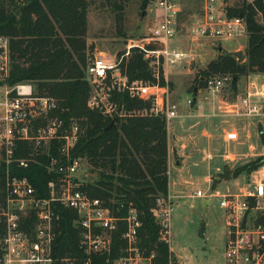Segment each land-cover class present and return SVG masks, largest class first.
I'll return each mask as SVG.
<instances>
[{
	"label": "built area",
	"instance_id": "built-area-1",
	"mask_svg": "<svg viewBox=\"0 0 264 264\" xmlns=\"http://www.w3.org/2000/svg\"><path fill=\"white\" fill-rule=\"evenodd\" d=\"M158 22L150 30V39L140 45L128 46L120 57L98 55L85 68V79L89 85L87 106L98 110L107 117L121 116L114 100L116 93H127L131 98L150 100L152 112L164 115L166 122L178 116L175 104L169 102L167 86L130 81L122 72L120 63L128 56L131 48H138L144 59L150 60L154 77L158 81V69L162 60L174 64V60L187 57L182 52L168 50L165 41L177 36V22L181 13L178 0H156ZM224 0H202L195 22L190 26L192 36L206 39L229 41L247 35L244 19L229 17ZM153 42V43H151ZM160 43V49L147 48ZM164 43V46H163ZM171 56L173 59H171ZM9 40L0 35V74L7 78L9 71ZM231 82L228 75L209 78L203 89L196 93L211 94L214 99L204 97L207 103L218 99L221 90ZM240 115L264 117V84L250 81L238 101ZM206 103L196 98L186 101L187 107L202 109ZM56 109L53 99L38 97L29 83H19L12 87L5 85L0 100V166L2 186L0 188V264H75L76 256L57 257L54 246L61 232L60 208L74 213V226L80 232L78 252L82 264H95L94 258L111 254L112 233L119 230L123 247L120 256L114 260L106 258L110 264H157L154 252L146 253L139 247V231L142 223L133 202L118 204L116 210H124L122 217L115 216L110 205L99 198H92L82 190L85 180L81 159H72L73 149L78 142L79 127L65 125L58 119L49 117ZM42 119L39 126L30 122ZM228 140H235L236 134H227ZM57 156H51L54 142ZM18 143H28L32 151L25 157H16ZM44 153L50 158L48 173L56 177L47 183V196H41L26 177H19L20 170L27 169L35 156ZM264 157V151H263ZM264 159L262 165L245 176L244 184L234 193H221L210 187V193L198 190L195 196L209 204L218 200L225 221L224 259L226 264H264ZM263 169L259 174L258 171ZM172 199L156 200L154 214L159 226L158 240L168 246L169 257L166 264H180L173 255L171 242Z\"/></svg>",
	"mask_w": 264,
	"mask_h": 264
},
{
	"label": "trees",
	"instance_id": "trees-1",
	"mask_svg": "<svg viewBox=\"0 0 264 264\" xmlns=\"http://www.w3.org/2000/svg\"><path fill=\"white\" fill-rule=\"evenodd\" d=\"M116 15L122 29L123 10L126 0H103ZM227 1V0H224ZM148 0H143L146 6ZM89 0H0V35L9 40V71L4 83L12 87L19 83L33 86L35 95L54 100L56 109L49 117L62 120L65 125L79 127L78 142L73 153L85 145L78 157L88 162L97 179L85 183L82 190L92 198H99L110 205L115 216L122 217L124 210L117 212L120 203L133 202L142 227L139 231V247L146 253L156 254L157 264H166L168 246L158 240L159 226L154 214L156 200L168 196V146L167 122L164 115L152 112V102L131 98L127 93H116L114 100L121 116L107 117L87 106L89 85L85 79L88 64L86 35ZM19 13L17 14V11ZM229 17H241L247 28L245 59L237 63L228 52L220 53L207 63L197 78L192 94L202 89L209 78L228 75L233 91L241 77L259 74L264 76V0L243 1L227 7ZM147 48L160 49L155 44ZM126 52L119 54V57ZM120 68L130 81L141 80L159 86H171L164 79L162 60L158 69L159 80L154 77L150 60L138 48H131L123 57ZM114 119L113 125L104 132ZM42 119L30 122L32 127L42 124ZM260 137L264 144L263 134ZM54 142L51 156H57ZM16 157H25L32 151L28 143H18ZM29 167L18 172L26 177L41 196H47V183L55 174L48 173L50 158L39 153ZM262 159H256L236 168L233 175H249L259 168ZM2 174L0 166V188ZM61 232L58 235L54 254L57 257L76 256L75 264H82V255L77 246L80 232L74 226V213L60 208ZM123 224L112 233L111 254L94 258L95 264L106 263L120 256Z\"/></svg>",
	"mask_w": 264,
	"mask_h": 264
},
{
	"label": "rangeland",
	"instance_id": "rangeland-1",
	"mask_svg": "<svg viewBox=\"0 0 264 264\" xmlns=\"http://www.w3.org/2000/svg\"><path fill=\"white\" fill-rule=\"evenodd\" d=\"M156 0H148L146 6H142L143 0H126L123 10V26L119 29L116 21L115 13L104 4L103 0H89V12L87 14V55L89 62L98 55L108 57H119L122 52H127L128 46L140 45L150 38V30L158 22V8ZM248 0H227V7L241 4ZM181 6V13L177 22V36L171 41H165L169 52H182L187 57L174 60V64L163 62L162 70L164 79L171 86L168 87L169 102L175 104L177 110L182 114V110L186 106L188 99L196 98L207 104L213 101H204V97L214 99L211 94L197 93L194 97L192 88L197 86L196 80L201 72L206 68L207 63L214 60L222 52H243L246 47L247 35L234 38L229 41L206 39L202 37L192 36L189 32L190 26L195 22V16L198 13L202 0H178ZM153 43V42H151ZM163 43V46H164ZM156 47L162 44L156 43ZM244 53V52H243ZM171 59L172 56H171ZM6 80L0 74V83ZM232 80V79H231ZM258 82V78L241 77L237 83V91H233L231 82L228 83L220 92L219 99L216 100L219 105L223 103L237 104L242 97L245 83L250 81ZM25 83V82H24ZM264 84V80L262 79ZM5 85L3 84V87ZM7 86V85H6ZM203 89V88H202ZM3 97V89L0 86V100ZM222 101V102H221ZM205 107V109H206ZM204 109V110H205ZM199 109L198 112H202ZM1 116V112H0ZM253 125H258V121L262 123V134L264 135V118L253 117L250 119ZM185 123L179 115L168 122V131L172 135L178 129L177 124ZM198 122H205L200 119ZM246 122V120H244ZM178 131H180L178 129ZM252 131L250 130L249 133ZM259 132V133H258ZM243 134H245L243 132ZM246 140L238 137L239 145H244V150H240L237 146L217 143L214 147H206L204 145H194L186 148L192 154V160L185 161L180 167L178 175H183L187 184V191L183 194V198L175 200L173 203V211L171 216V242L170 246L173 255L180 264H226L224 259L225 247V221L223 212L219 208L218 200L213 198L209 204L204 207L203 199L195 196L197 190L205 194L210 193V187L221 193H234L244 184L246 174L234 177L233 173L236 168L247 164L256 159H264L260 137V131L255 130ZM256 134L260 137L257 138ZM198 138H200L198 136ZM201 141V139H199ZM257 143L258 148L253 154L248 152V143ZM243 143V144H242ZM260 150V154H257ZM186 150V151H187ZM236 150V152H235ZM238 153L234 160H223L221 155L228 153ZM235 152V153H234ZM210 154L214 157L209 160L206 156ZM257 154V155H255ZM180 159L175 158V160ZM263 163V161H262ZM83 172L81 177L84 183L93 182L97 179V172L93 171L88 162L81 159ZM262 165V164H261ZM264 168V167H263ZM177 167L172 166V171ZM263 169L258 171L259 174ZM226 171H229L227 178H224ZM174 173H172V176ZM177 173H175V176ZM209 181V182H208ZM203 225V231H200Z\"/></svg>",
	"mask_w": 264,
	"mask_h": 264
},
{
	"label": "crops",
	"instance_id": "crops-1",
	"mask_svg": "<svg viewBox=\"0 0 264 264\" xmlns=\"http://www.w3.org/2000/svg\"><path fill=\"white\" fill-rule=\"evenodd\" d=\"M252 0H248V2H251ZM227 4V1H225ZM201 7V5H200ZM200 7H198V11L200 10ZM230 53V52H228ZM257 77L258 82L262 83V79L264 80L263 75L254 74L249 75L247 77ZM245 83V88H246ZM3 89V94L5 90V86H1ZM245 88L243 89V92L245 91ZM219 99V98H218ZM221 99H219L220 101ZM217 101V102H219ZM213 101L210 104H207L208 107L204 106L202 109V112H198L199 109L197 107H187L182 110V114L178 111V115L181 119L184 121H187L185 123L177 124L178 129H176L172 135L168 131V122H167V146H168V195L174 202L175 200H179L183 198V194L187 191V184L185 183L186 180H184V176L178 175L179 171L181 170L180 167L185 163V161L192 160V154L186 149L191 148V146L194 145H204L206 147H214L217 145L218 142H220L222 145L226 144L229 146L239 147L240 150H244L245 141L242 143L243 145H239L238 137L241 135L240 139L242 138L249 140L250 137L253 138L252 132L255 130H259L260 133H262V123L258 121L257 123L253 125L250 119H253V117H247L240 115L239 109H240V103L237 101V104L234 105L232 103H223V106L219 105L218 103ZM222 102V101H221ZM206 107V109H205ZM205 109V110H204ZM264 118V117H262ZM200 119L205 120V122H198ZM246 120V122H244ZM250 130L252 131L251 133ZM243 132L245 134H243ZM235 133L236 139L235 140H228L227 134ZM259 133V132H258ZM198 136L200 138H198ZM257 138L260 139V137L256 134ZM264 137V135H263ZM201 139V141L199 140ZM186 147V148H185ZM263 150V145L261 146ZM248 152H250V155H254L253 152L258 148L257 143H248L247 145ZM187 150V151H186ZM245 151V150H244ZM260 154V150H257ZM264 151V150H263ZM236 152V150H235ZM234 152V153H235ZM237 155H240L238 153L233 154L228 153L221 155L222 159L225 160H234V158ZM255 154V155H257ZM179 158L175 160V158ZM207 159L213 160L214 157L210 154L206 156ZM172 166L177 167L174 171H172ZM175 176V173H177V176ZM209 182V181H208ZM198 191V190H197ZM203 206H207V203L203 201Z\"/></svg>",
	"mask_w": 264,
	"mask_h": 264
},
{
	"label": "water",
	"instance_id": "water-1",
	"mask_svg": "<svg viewBox=\"0 0 264 264\" xmlns=\"http://www.w3.org/2000/svg\"><path fill=\"white\" fill-rule=\"evenodd\" d=\"M19 13V10L17 11V14ZM231 56H233V57H235L236 58V60H237V63H242L243 61H244V59H245V55H244V53L243 52H241V51H237V52H230L229 53ZM113 123H114V119L111 121V123L107 126V127H105L104 128V132H107V130H109V128L113 125ZM85 147V145H83L82 147H80L73 155H72V159H71V161L70 162H72V160L74 159V158H76L78 155H79V153L81 152V150L83 149ZM228 175H229V171H226V173H225V176H224V178H227L228 177ZM204 205V204H203ZM205 207V206H204ZM200 231L202 232L203 231V225H201V228H200Z\"/></svg>",
	"mask_w": 264,
	"mask_h": 264
}]
</instances>
